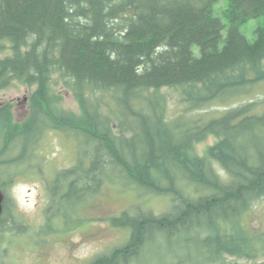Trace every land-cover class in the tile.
I'll return each instance as SVG.
<instances>
[{
	"label": "trees",
	"instance_id": "1",
	"mask_svg": "<svg viewBox=\"0 0 264 264\" xmlns=\"http://www.w3.org/2000/svg\"><path fill=\"white\" fill-rule=\"evenodd\" d=\"M254 20L249 39L243 28ZM3 42L11 54L0 58V91L13 82L35 91L22 125L10 103L0 105V173L51 129L80 150L48 188L58 206L94 196L112 178L171 200L162 214L137 207L109 218L129 237L88 264L137 263L161 240L185 237L193 254L176 264H264V233L240 223L264 197V134L262 150L248 152L242 141L256 125L264 133V111L254 112L258 102L193 117L264 81V0H0V50ZM54 74L80 117L59 108ZM163 88H179L192 112L169 117ZM210 136L215 144L197 156L196 144Z\"/></svg>",
	"mask_w": 264,
	"mask_h": 264
},
{
	"label": "rangeland",
	"instance_id": "2",
	"mask_svg": "<svg viewBox=\"0 0 264 264\" xmlns=\"http://www.w3.org/2000/svg\"><path fill=\"white\" fill-rule=\"evenodd\" d=\"M224 5L222 1L217 6L219 13ZM255 23V20L251 21L243 28L244 35L249 39L252 38L250 29L255 27ZM2 44L4 48L0 50V58L11 54L10 44ZM50 87L60 96L58 105L61 110L75 117L81 116L77 102L59 75H53ZM247 88L245 93L236 98L206 105L203 110L193 112V117H219L239 105L258 102L254 112L263 113L264 81ZM34 91L35 86L19 82H13L0 91V105H12L13 122L22 125L30 119L33 111L31 95ZM159 95L165 99L164 110L169 117L192 112L179 88L160 89ZM263 134L260 125H256L242 135L244 147L248 152L262 150ZM215 141L210 136L196 144L195 154L204 156ZM79 151L73 136L50 129L45 131L35 150L27 151L22 160L3 168L0 173V185L5 189L7 205L15 216L16 225L21 223L27 229L19 236L13 229L8 233L0 232V263L7 264L8 261L9 264H88L94 257L108 254L113 248L121 246L129 237L128 230L112 227L108 222L109 218L118 216L123 211L134 213L137 207L155 214H162L170 209L169 197L145 193L115 178L105 181L94 196H86L73 206L72 199H63L58 206L57 198L52 200L48 188L58 172L76 165ZM18 153L19 150H13L4 159L10 161ZM84 160L87 165L88 157ZM188 191L190 194L197 192L193 187ZM240 223L248 234L264 233V197L251 206L242 216ZM18 231L20 233V230ZM190 247H195L194 239L190 237L161 240L133 264H176L187 259L192 252ZM261 260L258 262H264V258Z\"/></svg>",
	"mask_w": 264,
	"mask_h": 264
},
{
	"label": "flooded vegetation",
	"instance_id": "3",
	"mask_svg": "<svg viewBox=\"0 0 264 264\" xmlns=\"http://www.w3.org/2000/svg\"><path fill=\"white\" fill-rule=\"evenodd\" d=\"M0 191L4 194V200L2 202V213L0 216V232H2L1 234H3L4 232L8 233L10 230L11 231L15 230L16 233H18L17 236H19L20 234L23 235L27 228L26 227L24 228L21 223H20L21 226L16 225L17 223L15 220V216L10 211V208L7 205L8 203L7 195L2 185H0ZM18 230H20V233ZM0 264H4V263L1 262ZM7 264H9L8 261Z\"/></svg>",
	"mask_w": 264,
	"mask_h": 264
},
{
	"label": "water",
	"instance_id": "4",
	"mask_svg": "<svg viewBox=\"0 0 264 264\" xmlns=\"http://www.w3.org/2000/svg\"><path fill=\"white\" fill-rule=\"evenodd\" d=\"M4 200V194L0 191V216L2 213V202Z\"/></svg>",
	"mask_w": 264,
	"mask_h": 264
},
{
	"label": "bare ground",
	"instance_id": "5",
	"mask_svg": "<svg viewBox=\"0 0 264 264\" xmlns=\"http://www.w3.org/2000/svg\"><path fill=\"white\" fill-rule=\"evenodd\" d=\"M118 99V98H117Z\"/></svg>",
	"mask_w": 264,
	"mask_h": 264
}]
</instances>
